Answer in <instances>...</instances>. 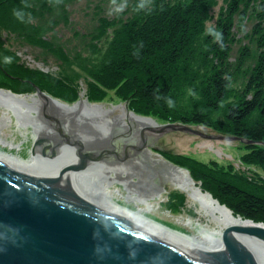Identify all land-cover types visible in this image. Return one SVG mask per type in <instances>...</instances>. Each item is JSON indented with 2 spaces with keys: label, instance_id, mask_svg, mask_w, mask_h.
I'll list each match as a JSON object with an SVG mask.
<instances>
[{
  "label": "water",
  "instance_id": "water-1",
  "mask_svg": "<svg viewBox=\"0 0 264 264\" xmlns=\"http://www.w3.org/2000/svg\"><path fill=\"white\" fill-rule=\"evenodd\" d=\"M32 52L28 66L34 64L36 71H46L88 93L82 110H67L75 105H64L63 99L37 87L36 93L43 96L28 97L0 87V105L19 109V115L29 118L35 109L34 118H54L59 130L47 131L45 149L59 143L60 158L72 171L68 180L47 178L22 173L12 161H0V264H253L230 239V232L235 229L264 240L263 223L248 220L253 226L228 229L226 253L212 260L208 252L174 245L172 236L161 238L160 232L93 197L55 185H73L72 158H99V164L155 194L156 201L169 203L170 194L193 191L199 192V200L208 201L210 211L228 209L202 191L189 171L162 156L161 149L185 156L183 143L216 139L218 145L202 148L200 154L221 151L227 160H237L228 149L220 150L223 143L253 144L251 140L144 119L131 106H98L97 100L88 99L90 90L78 76H64L66 70L41 65L37 54L32 59Z\"/></svg>",
  "mask_w": 264,
  "mask_h": 264
},
{
  "label": "trees",
  "instance_id": "trees-1",
  "mask_svg": "<svg viewBox=\"0 0 264 264\" xmlns=\"http://www.w3.org/2000/svg\"><path fill=\"white\" fill-rule=\"evenodd\" d=\"M41 1V10H51L52 7L48 6L47 2L56 0ZM64 1L66 3L60 8L65 11L63 16L68 18L67 5L78 4L80 0ZM216 1L150 0L146 9L135 11L134 6L139 0H127L128 7L123 12L126 13L128 9H131L132 13L126 21L117 26V23L111 19L100 17L98 19L100 25L113 26L111 31L113 43L105 56L106 60L100 63V67L95 72L88 99L99 100L103 92L109 90L120 99L128 100V105L135 114L156 116L159 119L178 121L186 125H199L228 136L251 140L253 144H245L248 152L242 155L241 160L264 171V145L262 144L264 143V30L261 26L264 19V0L258 2L260 9L258 22L255 29L253 27L252 36H248L257 42V65L260 67L256 66L255 75L253 77L251 75L254 84L243 91L246 95L237 98L232 91V82L228 77L230 73L228 70L229 42L233 40L231 31L235 24L233 15L236 13L240 15V20L236 24L239 26L246 17L248 7L257 0H234L227 11L226 20L220 22L219 19L216 24L217 30L223 33V49L213 40L207 50L208 54L216 58V64L208 62L207 74L203 75L204 79L199 80L200 88L192 86L194 91L200 93L202 106L192 108L188 112H177L173 108L177 98L176 89L179 87V67L184 61L181 59L184 57L185 66H187L186 48L204 31V23L209 20L210 9ZM86 2L88 5V1ZM117 2L120 3L122 0ZM239 4H243L242 10L239 9ZM23 6V0H0V25L11 31L24 30L25 26L20 25V20L13 15L16 9L24 10ZM28 9L33 11L31 7ZM29 31L30 33L26 32L23 35L25 41L41 44L54 54V57L65 56L61 48L37 37L41 28L31 26ZM103 32L105 30L99 29L95 38L100 37ZM191 37L192 40L189 42ZM92 47L95 48L94 45ZM11 54L17 58L15 53ZM249 57L248 47L243 46L236 62L242 65ZM0 66L1 77L5 75L3 78L6 84L9 83L15 88L14 91L31 92L30 90L34 91L33 84H36L39 87L41 85V89L48 88L50 95L59 99L74 100L76 98L75 88L62 78L48 77L39 71L31 72L25 68L26 66L17 62L8 64L6 68V64L0 62ZM25 74L32 75V79L22 78ZM8 89L11 90L10 87ZM168 101H171V106ZM219 112L222 118L212 116ZM167 158L187 168L193 180L202 182V190L207 191L220 204L225 205L233 215L264 224L263 182L259 184L252 181L261 190L257 193L227 179L229 172L222 166L201 163L185 156L178 157L182 159V164ZM244 179L253 180L247 177ZM180 200L178 197L177 202Z\"/></svg>",
  "mask_w": 264,
  "mask_h": 264
},
{
  "label": "rangeland",
  "instance_id": "rangeland-1",
  "mask_svg": "<svg viewBox=\"0 0 264 264\" xmlns=\"http://www.w3.org/2000/svg\"><path fill=\"white\" fill-rule=\"evenodd\" d=\"M86 1H88V5H86ZM258 2L259 0L248 7L246 17L243 23L239 26H236V24L240 20V15L237 13L233 15V21L235 24L231 29L233 40L229 42L228 70L230 73L228 77L232 82L231 87L233 94L237 98H241L242 95H246L245 92L243 94V91L254 84V79L252 77L256 73V66L260 67L257 65V42L256 40L248 37L250 35L252 36L256 23L258 22L257 19L259 18L258 15L260 13ZM23 3L29 4L33 9V11H31L28 8H24L26 14H31V20L26 23L20 21V25L25 26V29L19 31H11L7 27L0 25V62L5 65L4 57L11 56L13 58L12 63L17 62L23 66H26L25 68L31 72H36L34 64L28 66L32 48L34 47L35 52H32V59H36L37 54L41 65L66 70L64 76H78L90 90V85L92 86L94 82L93 77L96 75L95 72L100 67V63L106 60L107 57L105 58V56L107 55L111 43H113V32H111L113 26L105 27L102 24L100 25L98 19L100 17L108 18V20L111 19L112 21L116 22L118 26L121 22L126 21L131 16V9H128L127 12L124 13L123 11L126 9L125 8L122 12L117 13L113 10L115 6L112 4L111 0H80L78 4L69 3L67 5L68 9H66V12H69L67 18L66 16H63L65 11L60 8L62 4L66 3L64 0H59V2H57V0L55 2H47L48 6L51 5V10H41V0H23ZM233 3L234 0H217L215 5L210 9L209 20L204 23V31H202V33H200V35L197 36L193 41H191L192 37L189 39V42H191L189 47L187 46L188 48H186V63H188V65L185 66V59L182 57L181 60L184 61L179 67V87L176 89L177 98L173 104V108L177 112H188L192 108L202 106L201 95L199 92L194 91L192 86L200 88L201 82H199V80L204 79L203 75L207 74L206 71L208 62L214 63L215 65V62L217 61L216 58L212 56V54L207 53V50L213 41V37L206 34V29L209 26L217 29L216 24L219 22V19L220 22H224L226 20L228 15L227 11L230 9V6H232ZM76 7L78 9H76ZM239 9H243V4H239ZM27 19L28 17L26 15L25 20ZM31 26L41 28V31L37 37L43 38L44 40L49 41L53 46L61 48L65 56L61 55L59 57H54L55 55L50 53V51L44 46H41V44H31L28 41H25L23 35L26 32L30 33L29 27ZM261 26L264 30V19L262 20ZM101 28L102 30H105V32H103L100 37L95 38L99 29ZM92 45H94L95 48H91ZM243 46L248 47L250 57L247 58L241 65V63L238 64L236 62V59ZM11 53H15L17 58H15ZM7 65L8 64H6L5 68ZM3 71L5 72V70ZM39 72L48 77L51 76L59 79L58 77L46 71ZM8 76L12 77L9 74ZM3 77H5V75H2V77L0 75V87L2 91H9L11 93L20 95H35L38 97L43 96L36 93L35 87H37L41 92H43V94H45V92L50 94L48 92V88L41 89V85L39 87L36 84H33L34 91L30 90L31 92L21 93L14 91L15 88H13L9 83L6 84V80ZM31 77L32 75H22V78L24 79ZM18 78L21 79V77ZM43 85L45 86V84ZM71 86L76 90V98L74 100H64V105H73L77 103V101L80 99V95H83V99H86L88 92L72 84ZM9 87L11 90L8 89ZM59 94L62 93L59 92ZM51 96L54 97L52 94ZM54 98L57 100H62L57 97ZM234 101H236V99ZM97 104L99 106H129L128 100L120 99L114 92L109 90L103 92L100 99L97 100ZM172 111L174 113L173 109ZM212 116L215 118H222V114L220 112L214 113ZM144 117L147 119H159L156 116L144 115ZM42 119L45 121L44 124L51 126L53 130H57L58 127H56L57 124L54 118ZM169 122L171 121L163 120V124ZM172 122L180 123L178 121ZM188 126L192 128L208 129L199 125L188 124ZM14 128L15 127L13 124L12 126L2 128L1 131L4 134L3 137H5L7 140H11L16 144L21 143L19 153L22 156L27 157L29 152L31 150L33 151L35 147L39 148V150L41 149L42 151L45 149L47 135L35 137L33 140L30 138L27 142H21V138L18 134H16V129ZM39 140H42V142L37 144ZM54 144L55 143H52L53 146ZM218 144L219 141L216 139H202L183 143L188 153V155H185V157H191L201 163H209L211 165L215 164L216 167L222 166L225 171L229 172L227 179L246 189L260 193V188L255 186L252 181L256 183L259 182V184L262 182L264 183V171L253 164H246L241 160L242 155L248 152L247 147H245V144L242 142L227 141L223 143L220 149H228V153L236 155L237 160H227L225 152L221 151H209L200 154L202 148ZM161 154L166 158L169 157L175 162L182 164V159H178L179 155L177 154L165 151L163 149H161ZM181 170L189 171L182 165ZM113 173L114 176H116L115 172ZM116 174H119L118 176L122 178V172H118ZM244 177L252 178L253 180L248 181L247 179H244ZM197 182L201 187L202 182L200 180ZM137 187L139 189L141 188L139 186ZM136 190L138 189L136 188ZM138 191L144 193L145 195H153L151 192L145 189H140ZM204 192L209 194L207 191ZM178 197H180L181 200L177 202ZM214 200L217 201L216 199ZM130 205L132 207H136L133 204ZM152 205L155 209L148 214H155L158 216H152L154 219L166 223L174 228L181 229L185 232L190 233L191 229L190 227L182 226L180 223H177L179 218L188 220L189 222L191 221V223L199 222L202 226L206 223V217L201 212L199 204L193 199H190L184 191L178 190L170 194L169 203L159 201L152 202ZM161 219H163V221ZM167 220L169 223H167ZM208 227L214 228L215 226L210 224Z\"/></svg>",
  "mask_w": 264,
  "mask_h": 264
},
{
  "label": "bare ground",
  "instance_id": "bare-ground-1",
  "mask_svg": "<svg viewBox=\"0 0 264 264\" xmlns=\"http://www.w3.org/2000/svg\"><path fill=\"white\" fill-rule=\"evenodd\" d=\"M24 96L38 97L35 95ZM84 102L83 95H80L77 103L73 104L75 106H67V110H82ZM35 112L36 109L31 111L29 118L19 115V109L0 105V161H12V167H21L22 173L25 174L68 180L72 171L60 158L59 143L52 145V149H43L45 153H41L42 150L35 147L27 157H24L19 153L21 143L16 144L3 137L4 134L1 129L13 124L21 142L47 135L48 130H53L52 127L44 124L45 121L42 118H34ZM144 119L147 118L144 117ZM72 159L76 167L73 185L55 183L58 189L93 197L160 232L161 238L172 236V244L174 245L208 252L209 259L215 260L216 254L226 253L225 233L228 229L253 226L252 222L233 215L228 209L218 208L210 211L208 201L199 200V192L184 191L190 199L199 204L201 212L206 217V223L202 226L199 222L191 223V221L179 218L177 223L190 227V233L174 228L154 219L152 216H156L155 214H148L155 209L152 202H159L156 201L155 194L145 195L138 191L143 188L139 189L137 185L125 181L118 176L119 174L115 173L116 176H114L113 171L99 164V158ZM82 165L84 167L80 169ZM207 195L215 201L209 194ZM215 202L219 204L217 201ZM130 204L136 207H132ZM161 220L163 221V219ZM210 224L215 227L209 228L208 225ZM230 239L253 264H264V240L235 229L230 232Z\"/></svg>",
  "mask_w": 264,
  "mask_h": 264
},
{
  "label": "clouds",
  "instance_id": "clouds-1",
  "mask_svg": "<svg viewBox=\"0 0 264 264\" xmlns=\"http://www.w3.org/2000/svg\"><path fill=\"white\" fill-rule=\"evenodd\" d=\"M59 2V0H57ZM112 4L115 6L114 11L119 13L122 12L126 7H128L127 0H122V2L118 3L117 0H111ZM150 3V0H139V2L134 6L135 11H141L143 9H146ZM30 5L25 3L23 8H29ZM13 15L20 20L21 22H29L31 20V14L25 13L23 9H16L13 12ZM27 15L28 19L25 20V16ZM206 34L211 35L213 37V40L218 42L220 44L221 49H223V33L220 30L214 29L213 27L209 26L206 29ZM13 61V58L11 56H5L4 57V63L5 64H11ZM169 106H171V101H168Z\"/></svg>",
  "mask_w": 264,
  "mask_h": 264
}]
</instances>
